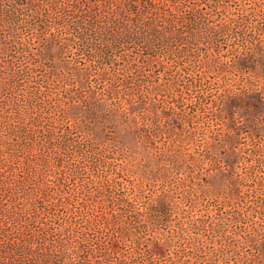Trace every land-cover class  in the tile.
I'll return each instance as SVG.
<instances>
[{
    "label": "trees",
    "instance_id": "obj_1",
    "mask_svg": "<svg viewBox=\"0 0 264 264\" xmlns=\"http://www.w3.org/2000/svg\"><path fill=\"white\" fill-rule=\"evenodd\" d=\"M243 1L0 0V264H264V0ZM66 149L103 196L76 231L44 216Z\"/></svg>",
    "mask_w": 264,
    "mask_h": 264
},
{
    "label": "rangeland",
    "instance_id": "obj_2",
    "mask_svg": "<svg viewBox=\"0 0 264 264\" xmlns=\"http://www.w3.org/2000/svg\"><path fill=\"white\" fill-rule=\"evenodd\" d=\"M251 0H244L242 2L243 6H249ZM47 35L51 37H61L65 38L70 37V40H73L72 37L69 35V33H66L62 29L58 28H53L52 30L47 31ZM31 36V34H29ZM32 37V36H31ZM35 44H38L40 41L37 40V38L34 39ZM81 59V54L76 51V49L70 47H65L64 53L60 57H56L55 59H46L45 60V66L47 69L52 68V65H57L58 61L60 60H67L70 61L71 64H76L78 62L77 60ZM85 60L80 61L79 64L81 66H85ZM49 65V66H48ZM49 84L51 86H54V82L51 80L49 81ZM57 85V84H56ZM58 90H62V86L57 85ZM53 91H55L53 89ZM25 97H22V101H20L23 104H26L27 102L24 101ZM192 108H190V111ZM76 130V129H75ZM76 134V131H75ZM242 136V142L243 143H249L251 144L254 142L253 137L247 132V128L244 129L243 133L241 134ZM260 138H255L256 142L261 141L262 144H264V137ZM63 159V162L72 168L74 170V176L69 177V179L66 181V183L60 182L57 180L56 177H53V185H54V190L58 191L61 190L62 192H54V198L59 199L58 203L53 202L55 205H51L49 207H46V210L44 212V216L48 221V225L50 226L51 229L57 228V226H60L61 224H66L69 221L74 222L75 226V231H76V226L77 227H82L81 225L86 222V216L87 215H77V218L80 217L79 221L76 223V206L84 203H89L92 198L98 200L101 199L102 193L101 192H87L88 188L89 190H92V188L95 187L96 183L100 184V182H94L92 178L90 177V174H88V166L85 165L83 158L80 154L76 153V150H72V152L69 149H66V152L61 154L60 156ZM87 168V169H86ZM58 174H67L65 172H58ZM55 176V175H54ZM64 178V175L62 176ZM97 184V185H98ZM76 187L79 189L76 190ZM88 190V191H89ZM103 195H107L103 194ZM179 195V194H178ZM0 197L2 201L5 203V205L10 204L11 202V196H9L8 192H0ZM175 199H179V196H175ZM61 200V201H60ZM98 202V201H97ZM187 202H182L179 200L177 202V208H180L181 206H187ZM197 209V208H196ZM200 207H198V210ZM36 213H39V215H42V208L39 206V209L35 210ZM75 212V213H74ZM1 220V217H0ZM3 223H5L3 221ZM173 223V222H172ZM35 226H39L35 224ZM170 226V225H169ZM169 226H166L164 229H168ZM42 228V227H40ZM37 228V229H40ZM16 229V228H15ZM9 231V230H8ZM264 235V233H263ZM253 254H257L254 249L251 248H246L244 250V255L252 256Z\"/></svg>",
    "mask_w": 264,
    "mask_h": 264
}]
</instances>
